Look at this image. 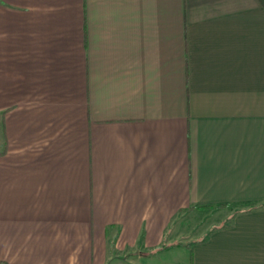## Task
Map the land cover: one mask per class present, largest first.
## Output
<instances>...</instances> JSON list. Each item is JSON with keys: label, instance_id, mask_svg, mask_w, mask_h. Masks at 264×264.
Listing matches in <instances>:
<instances>
[{"label": "crops", "instance_id": "0c3cea01", "mask_svg": "<svg viewBox=\"0 0 264 264\" xmlns=\"http://www.w3.org/2000/svg\"><path fill=\"white\" fill-rule=\"evenodd\" d=\"M0 260L264 264L261 1L0 0Z\"/></svg>", "mask_w": 264, "mask_h": 264}, {"label": "rangeland", "instance_id": "374dc122", "mask_svg": "<svg viewBox=\"0 0 264 264\" xmlns=\"http://www.w3.org/2000/svg\"><path fill=\"white\" fill-rule=\"evenodd\" d=\"M203 217H204V213L202 212L195 214L192 219H189L186 229L190 231H192L193 229L195 230L198 224L202 221Z\"/></svg>", "mask_w": 264, "mask_h": 264}, {"label": "trees", "instance_id": "16d2710c", "mask_svg": "<svg viewBox=\"0 0 264 264\" xmlns=\"http://www.w3.org/2000/svg\"><path fill=\"white\" fill-rule=\"evenodd\" d=\"M260 1L264 5V0H260ZM0 264H8V263H6L5 261L0 260Z\"/></svg>", "mask_w": 264, "mask_h": 264}]
</instances>
